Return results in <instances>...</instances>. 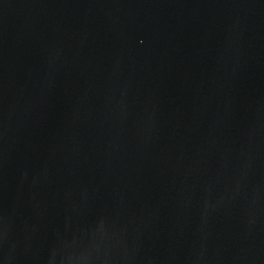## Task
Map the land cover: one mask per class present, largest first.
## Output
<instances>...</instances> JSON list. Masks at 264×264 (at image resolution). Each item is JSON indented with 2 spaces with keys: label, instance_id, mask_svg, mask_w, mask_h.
I'll return each mask as SVG.
<instances>
[{
  "label": "water",
  "instance_id": "obj_1",
  "mask_svg": "<svg viewBox=\"0 0 264 264\" xmlns=\"http://www.w3.org/2000/svg\"><path fill=\"white\" fill-rule=\"evenodd\" d=\"M0 264H264V0H0Z\"/></svg>",
  "mask_w": 264,
  "mask_h": 264
}]
</instances>
